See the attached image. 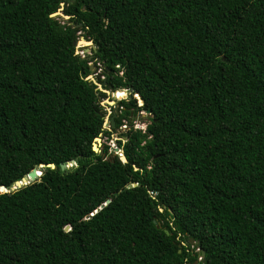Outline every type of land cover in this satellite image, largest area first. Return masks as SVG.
Returning <instances> with one entry per match:
<instances>
[{"label": "trees", "instance_id": "16d2710c", "mask_svg": "<svg viewBox=\"0 0 264 264\" xmlns=\"http://www.w3.org/2000/svg\"><path fill=\"white\" fill-rule=\"evenodd\" d=\"M0 187V264H264V0H0Z\"/></svg>", "mask_w": 264, "mask_h": 264}, {"label": "rangeland", "instance_id": "374dc122", "mask_svg": "<svg viewBox=\"0 0 264 264\" xmlns=\"http://www.w3.org/2000/svg\"><path fill=\"white\" fill-rule=\"evenodd\" d=\"M60 18H62V17H60ZM80 38L84 39L81 36L78 39H80ZM78 47L79 48H81V47L83 48V50L81 52L79 51L80 54L81 53L82 54H87V55L90 54V49H91L90 46L84 48L82 45H79ZM92 73L93 74L89 75L87 78L89 80H91V81H94V83L96 84L97 89L102 90L101 86L94 80V75H98L99 76V70H96V66L94 67ZM102 92L105 94V97H103L100 100V105L102 106L103 110L105 111V116L104 117H107V119H108L110 117L111 111L113 110V106H115L116 101L121 100V99H126L127 98V94L124 91H121V92H123V96L121 98H116V97H113L114 93H111L110 91L102 90ZM137 105H140V101H138V100H137ZM146 118H147V116H146L145 113H143V112L140 113V116L137 117L132 123L133 128L143 131L144 127H145V125L147 123ZM103 129H105L107 131H111V128L109 127V125H103ZM126 130H127V128L125 126H121L117 131H115L114 133L110 134L109 137L102 136V138L99 141V146L97 147L98 151H100L102 146H106L107 149H108V153H112L113 154L114 151L117 150L115 141L117 139H119L118 138V134L122 133V132H124Z\"/></svg>", "mask_w": 264, "mask_h": 264}, {"label": "water", "instance_id": "95a60500", "mask_svg": "<svg viewBox=\"0 0 264 264\" xmlns=\"http://www.w3.org/2000/svg\"><path fill=\"white\" fill-rule=\"evenodd\" d=\"M72 1H74V0H72ZM61 5L62 4H60V6ZM60 11H61V8L58 9L56 12L50 14L49 17H62L65 20L68 19V16L62 15L60 13ZM73 45H74L75 48H79L78 47L79 45H82L84 48L90 46L93 51L95 50V46L92 44V41H90V40H84V39H81L80 38L76 42H73ZM89 69L92 72L93 69H94V67L90 64L89 65ZM124 92L127 94V91H124ZM111 93H115V92H111ZM135 98L138 99L137 96H135ZM113 112L115 114L113 116L109 117L108 119H107V117H103V125H109V127H113V119L116 116V114H118V112L116 110V106H113ZM103 125H102V127H103ZM99 141H100V138H96L95 139V144L92 145L93 151H96L97 152V150H98L97 147L99 146ZM113 155H114V153H113ZM119 160L122 163H125L126 162L125 158L122 156V152H121V155L119 156ZM71 165H73L72 162L67 163L66 165L60 164L59 165V169L60 170H64V169L70 167ZM45 167L50 168V169H55V166L52 165V164H47ZM42 168H43V166L40 165L37 169H32L31 171H29L19 181L15 182L14 185L10 188V190H14L16 188L25 186V185H27V184L35 181L39 177V175L41 174V169ZM5 192H7V191L3 187H0V193H5ZM106 203H108V201H105V203L103 205H105ZM103 205H101L100 207H98L96 209V211L99 210ZM87 217H89V216H87ZM188 242L191 244L192 243V240H189ZM200 257L203 258V253L202 252H200Z\"/></svg>", "mask_w": 264, "mask_h": 264}, {"label": "built area", "instance_id": "2783aa9c", "mask_svg": "<svg viewBox=\"0 0 264 264\" xmlns=\"http://www.w3.org/2000/svg\"><path fill=\"white\" fill-rule=\"evenodd\" d=\"M114 155L119 157L121 155V150L117 149L116 151H114ZM195 251H198V249L196 248ZM200 259H201V257L199 256L197 258V260H200Z\"/></svg>", "mask_w": 264, "mask_h": 264}]
</instances>
